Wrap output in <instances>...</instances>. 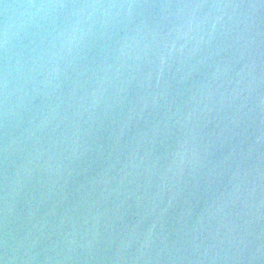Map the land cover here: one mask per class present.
<instances>
[{
	"label": "water",
	"instance_id": "obj_1",
	"mask_svg": "<svg viewBox=\"0 0 264 264\" xmlns=\"http://www.w3.org/2000/svg\"><path fill=\"white\" fill-rule=\"evenodd\" d=\"M0 264H264V0H0Z\"/></svg>",
	"mask_w": 264,
	"mask_h": 264
}]
</instances>
